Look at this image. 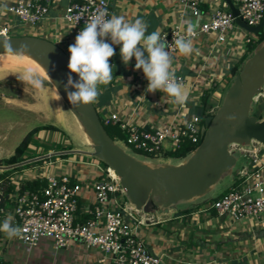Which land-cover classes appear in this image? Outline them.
I'll return each instance as SVG.
<instances>
[{"label": "crops", "instance_id": "crops-1", "mask_svg": "<svg viewBox=\"0 0 264 264\" xmlns=\"http://www.w3.org/2000/svg\"><path fill=\"white\" fill-rule=\"evenodd\" d=\"M14 1L0 0V28L6 27L7 34H32L49 39L70 57L68 46L75 41L71 39L73 26L62 17L65 2L54 0L47 13L34 24L33 28L31 27L32 29L29 28L27 33H19L15 16L6 10V6ZM107 2L110 16L124 15L129 20L134 21L136 18L144 20L148 25L146 35L157 30L161 35L173 24H180L181 27L189 24L196 26L214 8L229 9L224 0H200L198 8L201 15L192 17L178 0H107ZM232 27L230 35L226 33V39L223 41H218L214 33L202 32L192 37L195 51L190 56L180 54L177 49L170 55L172 67L175 73L183 77L181 84L188 92V100L183 105L173 103L166 93L148 92V80L142 69H135V57L125 65L120 55L121 45H113L115 54L109 59L113 66V79L109 84L99 86L101 94L93 103L96 112L101 117L114 113L117 117L146 129L173 126L196 113V107L200 106L201 93L210 85H216L208 98L209 109L214 110L220 102L228 78V68L245 50L244 37L252 34L237 24ZM261 30L264 31V26ZM108 42L111 43L110 40ZM48 91L52 94L51 86L48 87ZM259 103L260 110L257 113L253 112L257 118L264 114V101L260 100ZM68 119L72 123L71 131L76 138L87 143L85 134L70 112ZM43 130L41 133L37 132L34 137L38 139L41 137L40 140L46 143L48 136L45 135L46 129ZM83 147L69 149L89 150L86 146ZM50 151L51 149L47 152ZM238 151L245 160L239 168L233 167L235 174H230L232 176L230 183L241 177L242 172L248 171L253 165L251 152H255L264 161V144L250 141L248 145L238 148ZM54 160L56 162L50 160V165L46 166L50 171L72 173L79 179L82 186L79 192L80 208L91 204L93 194L89 189L88 179L100 173V167L95 159L91 162L80 159L74 161L68 157ZM160 161L170 162L167 159ZM27 173L21 170L19 174L23 176ZM19 174L16 178L21 179ZM206 193L185 201L183 205H175L165 213L156 211L144 213L134 210V207L129 205L135 217L133 222L135 236L168 264H264V211L259 217L228 218L208 207L209 201L207 203L205 201L215 194ZM188 207L190 210L185 213L176 211L189 209ZM9 217L11 216L0 219V224ZM10 223L14 227L12 219ZM98 251L77 241H71L66 247L54 248L52 241L46 237H41L34 245L27 246L15 237L9 238L5 232L0 231V258L7 264H42L44 253H51L57 257L49 264H110L108 255Z\"/></svg>", "mask_w": 264, "mask_h": 264}, {"label": "built area", "instance_id": "built-area-1", "mask_svg": "<svg viewBox=\"0 0 264 264\" xmlns=\"http://www.w3.org/2000/svg\"><path fill=\"white\" fill-rule=\"evenodd\" d=\"M53 1L15 0L6 6V10L15 16L20 27L35 24L47 13ZM233 1L237 7V15L246 24L255 25L260 21L264 0ZM178 2L192 17H200V0ZM100 9H106L110 16L107 0H66L62 17L73 26V41L89 18ZM232 23L230 10L216 7L193 26V37L202 32L214 33L218 41H223ZM187 28L188 26L173 24L161 34L170 55L176 50L175 40L186 37ZM6 32V27L0 28V34L6 35ZM255 38V34H250L244 37V42ZM175 76L180 83L183 82L180 74L175 73ZM257 96L264 101V91L260 90L253 99ZM209 111L212 112V109ZM201 113H192L173 126H156L152 129L121 119L114 113L102 117V122L115 124L123 132V137L118 139L129 147L160 156L164 150L181 144H197L200 141L206 127L201 120ZM250 158L253 165L249 170L242 172L243 175L235 183L232 182L225 191L207 204L217 214L236 219L242 216L259 217L264 211V161L255 152H251ZM50 162H43L40 169H31L26 177L12 179L15 187L8 195L11 205L8 210L0 206V219L11 216L14 227L20 229V234L14 236L15 239L31 246L39 238L46 237L52 241L54 248L66 247L71 241H77L85 247L107 254L110 264H168L135 236L133 209H129L131 204L125 199L124 190L109 167H100V173L88 179L93 202L80 208L79 192L82 186L79 179L72 173L50 171L46 167ZM33 177L42 179L43 183L32 189L18 188L21 180Z\"/></svg>", "mask_w": 264, "mask_h": 264}, {"label": "water", "instance_id": "water-1", "mask_svg": "<svg viewBox=\"0 0 264 264\" xmlns=\"http://www.w3.org/2000/svg\"><path fill=\"white\" fill-rule=\"evenodd\" d=\"M66 2V0H63ZM233 22L247 32L257 35L264 26V10L260 21L248 25L237 15L231 0H224ZM10 39L14 52L7 51L3 41ZM27 45V53L17 52ZM25 54L38 62L48 73L52 85L63 104L73 115L88 139L90 149H60L20 161L0 165V170L19 166L55 154L82 152L91 155L111 168L123 188L128 202L144 213L167 212L181 200L187 201L206 193L225 173L234 175L235 155L230 144L246 146L250 141L264 144V114L257 118L250 112L254 95L264 83V37L256 42L251 52L234 72L221 100L213 110L200 141L177 163H149L128 153L105 131L93 104L74 107L67 99L64 85L68 75L79 77L68 69V54L53 41L32 34H0V54ZM74 91L75 89H69ZM202 108L196 107L200 115ZM234 116V119H227Z\"/></svg>", "mask_w": 264, "mask_h": 264}, {"label": "clouds", "instance_id": "clouds-1", "mask_svg": "<svg viewBox=\"0 0 264 264\" xmlns=\"http://www.w3.org/2000/svg\"><path fill=\"white\" fill-rule=\"evenodd\" d=\"M147 27V23L141 18L133 21L124 15L109 16L106 9L98 10L89 18L76 35L75 42L68 46L70 57L67 67L70 73H76L79 77L74 80L69 74L64 85L72 106L95 103L101 94L99 86L111 82L113 66L109 59L115 54L113 45H121L120 55L125 65L135 57V69L143 70L148 80V92L166 93L177 105L187 102L188 92L175 76L167 43L161 39L158 30L146 35ZM194 34V28L189 24L186 37L175 40V47L180 54L190 56L195 51L192 39ZM2 41L7 51L14 52L10 39ZM17 52L27 53V45H20ZM22 80L37 90L43 89V79L32 68L25 70ZM234 118L227 117L229 120ZM10 221L11 217L0 224V231L12 238L20 234V229L13 227Z\"/></svg>", "mask_w": 264, "mask_h": 264}, {"label": "rangeland", "instance_id": "rangeland-1", "mask_svg": "<svg viewBox=\"0 0 264 264\" xmlns=\"http://www.w3.org/2000/svg\"><path fill=\"white\" fill-rule=\"evenodd\" d=\"M235 25L236 23L233 22L232 28H234ZM18 27L19 25L17 24V30H19V33H27V30L29 28L32 29L34 27V24H28L25 26L20 25V27L19 28ZM229 32H231V29L227 31V34H229ZM255 44L256 42L253 44V47ZM250 52L251 51H248L246 53V56ZM241 63L242 61L239 63V65ZM28 68L34 69L43 79L42 90H37L33 88L30 84L23 82L22 77L25 74V70ZM231 79L232 77L227 78L226 84L223 88V93L226 87L228 86V84L230 83ZM49 86L52 87V94H50L48 91ZM260 90H262V92L264 91L263 85L261 86ZM58 97H60V95L58 94L57 90L50 82L49 77L48 75H46V73L42 72L36 67H33L32 65H29V63H26L22 60H17L15 58L13 60L12 56L0 57V158L5 157V155H9V153L12 152V149L15 146V144L20 140V138L28 129H30L35 125L48 124V123L55 125L57 128H59L62 131L63 134L60 131L45 130V135L47 134L48 136L46 143H43L40 140L41 137L39 139L33 137L30 140V143L28 144V148H27V153L31 155L30 157L43 154L47 152L49 149H51V151L60 150L59 148L61 146L68 147L65 149H69L72 147H80L82 149L84 148L83 146H86V149H90L88 139H86L87 143L84 142V140L83 142H81L73 134V131H71L72 123L68 119L69 111L63 104L61 97L59 99ZM254 99L251 102V109H250L251 113L253 112L257 113L258 110H260L261 108V103H259L261 97L257 96V98ZM220 100L221 98L219 99V101ZM260 112L261 111H259V113ZM259 113L257 114V116L259 115ZM42 131L44 130H40L39 132L41 133ZM57 136H58V140H56ZM64 139H66L67 141H64ZM116 141L128 153L136 156L137 158L145 159L147 160V162L152 164L153 162H157V161L159 162V160H165V159L169 160L170 162H178L183 158H185V156L189 153V152L186 153L184 157L176 158L169 156L168 158H165L163 156H154L152 154L144 153L143 151L133 149L128 145L124 144L123 141H121V139L117 138ZM253 143L255 142L253 141ZM240 147L243 146L237 144L229 145V148L236 157V161L233 165L234 168H239V166L245 160V157L241 155V153L238 151V148ZM61 155H66V157L71 158L74 161L80 159L81 161L84 162H91L93 159H95L99 167H103L104 165L102 161L97 160L93 156L87 155L82 152H68L66 154H61ZM61 155L55 154L49 157H43L42 159H44L43 161L44 164L48 160L56 162V160H54L53 157L65 158ZM42 159L33 160L31 162H27V164L24 163L22 165H26L25 167L9 172L8 176L11 179L15 180L17 179L16 176L21 172V170H23V172L25 173L27 172L29 173L31 169L34 168L40 169L44 165L42 164L43 163ZM19 175L21 177L23 176L26 177L25 174L23 176L22 174ZM231 177L232 176L228 173L223 174L210 187L211 189L206 193L207 195H214V194L215 195L207 199V201L205 202L206 203L208 201L210 202L219 193L225 191L229 187V185H231L230 183L232 180ZM125 199L127 200L126 197ZM185 203L186 202L184 200H181L178 203H176V205H183ZM188 210H190V208L177 209L176 211L179 213H185ZM98 252L102 253L100 251ZM56 258L57 257H55V255L51 253H44L43 258L41 259V263L49 264L50 262H53Z\"/></svg>", "mask_w": 264, "mask_h": 264}, {"label": "trees", "instance_id": "trees-1", "mask_svg": "<svg viewBox=\"0 0 264 264\" xmlns=\"http://www.w3.org/2000/svg\"><path fill=\"white\" fill-rule=\"evenodd\" d=\"M264 37V31L260 30V32L256 35V38L254 40H250L248 42H245V50L240 54L237 60H235L228 68V77H232L234 72L237 70L238 65L241 61L246 56V53L248 51L252 50L253 44L255 42L260 41ZM216 85H210L206 90H204L201 95H200V107L202 108V113H201V120L204 122V124L207 125L212 112L209 111L210 108V103H209V96L210 92L214 89ZM98 114V113H97ZM99 119L106 131V133L114 140L117 138H122L123 137V132L115 125V124H104L102 122V117L99 116ZM51 130V131H62L57 128L53 124H40V125H35L28 129L23 136L20 138V140L15 144V146L12 149V152L3 157L0 158V165H6V164H11L17 161H20L22 159L28 158L31 155L27 153V148L28 144L30 143V140L35 136L37 132L40 130ZM63 134V133H62ZM196 146V144H181L178 147H175L170 150H164L160 154V156L163 157H184L186 153H188L191 149H193ZM68 148L66 146H61L59 149H65ZM61 155V154H60ZM63 157H66V155H61ZM56 159V157H53ZM44 159H42V162ZM27 164V163H25ZM26 165H19V166H14L9 169H4L0 171V206L3 207L5 210H8L11 205V200L8 198L9 192L13 191V188L15 187V184L13 183L12 179L8 176L9 172L17 170L19 168L25 167ZM106 165H103L105 167ZM234 183L236 180L233 181ZM43 183L42 179H39L37 177H33L31 179H25L21 180L18 183V188L20 190L22 189H32L34 187H37ZM0 262L3 264H7L3 259L0 258Z\"/></svg>", "mask_w": 264, "mask_h": 264}, {"label": "bare ground", "instance_id": "bare-ground-1", "mask_svg": "<svg viewBox=\"0 0 264 264\" xmlns=\"http://www.w3.org/2000/svg\"><path fill=\"white\" fill-rule=\"evenodd\" d=\"M1 56H12L13 57V60H14V58L17 59V60H22V61H24L26 63H29V65H32L33 67H36L37 69H39L42 72L46 73V75H48L47 71L38 62L34 61L32 58H30L29 56H27L25 54H19V53H1L0 54V57ZM109 169H110V171L112 173H114L111 168H109Z\"/></svg>", "mask_w": 264, "mask_h": 264}]
</instances>
